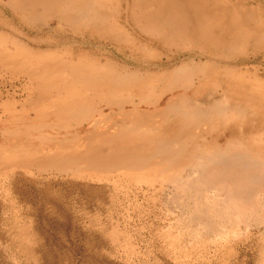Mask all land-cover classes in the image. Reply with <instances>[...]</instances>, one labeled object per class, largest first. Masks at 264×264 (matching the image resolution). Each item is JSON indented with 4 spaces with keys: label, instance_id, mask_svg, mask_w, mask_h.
<instances>
[{
    "label": "rangeland",
    "instance_id": "1",
    "mask_svg": "<svg viewBox=\"0 0 264 264\" xmlns=\"http://www.w3.org/2000/svg\"><path fill=\"white\" fill-rule=\"evenodd\" d=\"M61 1L0 0V264H264V0Z\"/></svg>",
    "mask_w": 264,
    "mask_h": 264
},
{
    "label": "bare ground",
    "instance_id": "2",
    "mask_svg": "<svg viewBox=\"0 0 264 264\" xmlns=\"http://www.w3.org/2000/svg\"><path fill=\"white\" fill-rule=\"evenodd\" d=\"M45 2H46L45 6L55 7V9L60 12H62L64 9L67 10L69 7V4L67 3V1L62 2L61 0H45ZM74 12H77L76 8L74 9Z\"/></svg>",
    "mask_w": 264,
    "mask_h": 264
}]
</instances>
